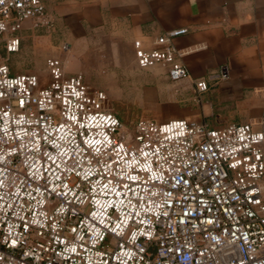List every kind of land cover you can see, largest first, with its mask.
<instances>
[{
    "label": "built area",
    "instance_id": "obj_1",
    "mask_svg": "<svg viewBox=\"0 0 264 264\" xmlns=\"http://www.w3.org/2000/svg\"><path fill=\"white\" fill-rule=\"evenodd\" d=\"M52 23L42 0H4L0 50L19 51L24 21ZM139 68L188 73L170 39ZM64 49L67 45L64 44ZM0 54V264H264V132L182 117L127 130L81 72L45 59L46 83ZM222 68L209 80H222ZM209 80H194L197 94ZM198 97V96H197Z\"/></svg>",
    "mask_w": 264,
    "mask_h": 264
},
{
    "label": "crops",
    "instance_id": "obj_2",
    "mask_svg": "<svg viewBox=\"0 0 264 264\" xmlns=\"http://www.w3.org/2000/svg\"><path fill=\"white\" fill-rule=\"evenodd\" d=\"M42 1L61 26L64 58L74 63L117 64L123 43L134 56L135 40L144 49L160 48L162 34L187 28L170 39L187 77L166 87V69L157 65L160 73L148 79L149 93L167 106L160 119L182 117L210 128L248 123L264 132V0ZM222 68L226 79L209 80ZM199 78L210 88L197 94L193 82Z\"/></svg>",
    "mask_w": 264,
    "mask_h": 264
},
{
    "label": "rangeland",
    "instance_id": "obj_3",
    "mask_svg": "<svg viewBox=\"0 0 264 264\" xmlns=\"http://www.w3.org/2000/svg\"><path fill=\"white\" fill-rule=\"evenodd\" d=\"M24 27L26 28L20 33L22 41L19 51L6 54L3 49L0 50V54L7 57L12 73H35L44 84L49 78L45 59L57 56L63 60L66 72L75 68V72L80 71L85 75L86 83L91 89L105 93V107L120 117L127 130H132L135 121L140 118L166 120L160 119V115L167 110L166 104L155 100V92L149 93L151 85L148 79L160 73L159 67L156 65L147 69L139 68L135 57L124 43L120 46V63L108 64L96 62V59L74 63L73 60L64 58L65 39L58 22L52 21L46 27L32 26L26 20ZM164 84L170 87L172 81L167 78Z\"/></svg>",
    "mask_w": 264,
    "mask_h": 264
},
{
    "label": "snow or ice",
    "instance_id": "obj_4",
    "mask_svg": "<svg viewBox=\"0 0 264 264\" xmlns=\"http://www.w3.org/2000/svg\"><path fill=\"white\" fill-rule=\"evenodd\" d=\"M4 3V0H0V5H2Z\"/></svg>",
    "mask_w": 264,
    "mask_h": 264
}]
</instances>
